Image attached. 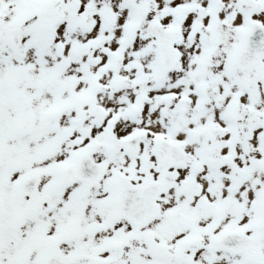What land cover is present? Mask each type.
Returning <instances> with one entry per match:
<instances>
[{
	"label": "snow or ice",
	"instance_id": "1",
	"mask_svg": "<svg viewBox=\"0 0 264 264\" xmlns=\"http://www.w3.org/2000/svg\"><path fill=\"white\" fill-rule=\"evenodd\" d=\"M0 264H264V0H0Z\"/></svg>",
	"mask_w": 264,
	"mask_h": 264
}]
</instances>
